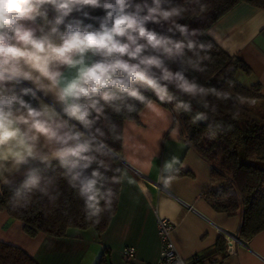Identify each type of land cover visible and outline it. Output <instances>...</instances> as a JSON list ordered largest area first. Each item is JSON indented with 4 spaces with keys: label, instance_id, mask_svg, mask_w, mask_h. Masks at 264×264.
I'll return each instance as SVG.
<instances>
[{
    "label": "clouds",
    "instance_id": "9594fccd",
    "mask_svg": "<svg viewBox=\"0 0 264 264\" xmlns=\"http://www.w3.org/2000/svg\"><path fill=\"white\" fill-rule=\"evenodd\" d=\"M197 9L205 11L202 0H0V182L9 184V175L28 166L16 195L30 192L56 161L70 175V186L78 184L86 207L99 212L104 162L97 154L104 155L106 144L100 139L104 131L94 125L109 119L106 106L117 114L137 112L144 122L149 114H163L159 104L176 99L169 85L191 98L229 97L168 63L187 62L203 71L199 61L210 58L199 52L210 51L211 42L187 39L189 26L179 22ZM96 10L103 14L93 15ZM191 35L205 33L192 29ZM207 35L218 42L213 32ZM25 82L31 86H22ZM203 106L208 107L206 100ZM174 107L189 111L190 101ZM202 118L197 113L195 119ZM93 163L98 167L87 174ZM171 179L160 180L168 184Z\"/></svg>",
    "mask_w": 264,
    "mask_h": 264
},
{
    "label": "crops",
    "instance_id": "0c3cea01",
    "mask_svg": "<svg viewBox=\"0 0 264 264\" xmlns=\"http://www.w3.org/2000/svg\"><path fill=\"white\" fill-rule=\"evenodd\" d=\"M209 31L224 50L250 68V73L238 71L237 78L247 86L260 84L264 101V8L241 2ZM24 85L31 86L28 82ZM159 106L163 114L158 117L149 114L142 122L139 115L138 120L123 123V146L117 153L123 166L118 206L102 233L94 228H73L65 237L46 233L31 237L22 221L0 210V241L23 248L39 264H97L102 255L107 264H122L125 246L136 248L135 264H156L161 249L158 218L163 217L174 223L172 239L187 262L198 254L202 264H264V230L244 240L235 253H226L224 233L239 232L241 212L229 214L212 207L204 196L213 185L210 163L182 140L183 126L174 112ZM173 158L177 162L165 169V163ZM27 167L21 174L9 175L10 183L0 182V188L15 184ZM174 170L180 173L168 175ZM169 177L168 184L160 180ZM221 238L226 248L217 252Z\"/></svg>",
    "mask_w": 264,
    "mask_h": 264
},
{
    "label": "trees",
    "instance_id": "16d2710c",
    "mask_svg": "<svg viewBox=\"0 0 264 264\" xmlns=\"http://www.w3.org/2000/svg\"><path fill=\"white\" fill-rule=\"evenodd\" d=\"M241 2L264 8V0H202L206 5L204 12L197 9L189 14L187 20L179 21L189 26L187 39L211 42L213 46L207 53L199 52L200 57L206 54L210 57L199 61V67L203 71H197L187 62L183 66L178 61L168 62L173 70L183 67L189 79L195 78L198 84L214 88L221 94L228 93L229 97H217L209 93L203 100L199 96L191 98L179 92L174 85H169V91L176 99L163 105L170 108L176 120L182 124V140L211 165L213 185L204 191V196L217 211L229 214L241 212L239 235L248 241L264 230L263 95L260 84L247 86L237 78L238 71L250 73V68L207 35L209 28L216 21ZM102 14L101 10L93 13ZM149 27L161 30L154 24ZM192 29H200L205 35L192 36ZM175 38L180 39V34L176 33ZM188 56L192 57L194 62L197 61V57L192 53H188ZM142 91L147 97L156 100L151 91ZM181 100L190 101L189 111L175 109V103ZM204 100L208 102V107L203 106ZM252 106L255 114L251 112ZM138 108L142 109L143 106L138 105ZM106 113L109 119L94 125V128L101 127L104 131L105 137L100 139L106 144L104 155L97 154V159L104 162V167L99 168L104 179L97 185L103 197L99 200V212L92 214L94 210L86 207L84 197L79 194L78 184L75 188L70 186V175H64L66 169L61 168L56 161L52 162L51 168L40 173L43 178L37 189L30 192L21 190V195L17 196L16 190L24 176L15 184L1 186L0 210L6 211L12 219L22 221L24 231L29 236L46 233L54 237H65L73 228H94L98 233H102L108 227L117 211L123 171V166L111 151L118 153L122 149L124 121L138 120L139 115L137 112L129 113L126 110L117 114L107 106ZM197 113H203V118L195 119ZM112 124L116 125L114 130ZM117 136L121 139H116ZM40 167L43 168L42 165ZM97 167L98 164L93 163L86 173L90 174L92 169ZM178 173L179 170H174L168 175ZM225 248L226 241L221 238L216 251H225ZM0 264L39 263L23 248L0 241ZM97 264H107L104 255L99 258Z\"/></svg>",
    "mask_w": 264,
    "mask_h": 264
},
{
    "label": "built area",
    "instance_id": "2783aa9c",
    "mask_svg": "<svg viewBox=\"0 0 264 264\" xmlns=\"http://www.w3.org/2000/svg\"><path fill=\"white\" fill-rule=\"evenodd\" d=\"M81 130V129H80ZM112 154L118 157V154L111 151ZM175 228L174 223L163 217L158 218V235L161 243L160 256L156 264H202L200 255H195L191 261L187 262L177 251L175 243L172 239V233ZM228 246L226 249L227 254L236 252L240 245L244 244V239L237 234L224 233ZM123 262L122 264H135L136 248L134 246H125L122 251Z\"/></svg>",
    "mask_w": 264,
    "mask_h": 264
},
{
    "label": "rangeland",
    "instance_id": "374dc122",
    "mask_svg": "<svg viewBox=\"0 0 264 264\" xmlns=\"http://www.w3.org/2000/svg\"><path fill=\"white\" fill-rule=\"evenodd\" d=\"M251 112H252L253 114H255V113H254V109H253V106H252V110H251Z\"/></svg>",
    "mask_w": 264,
    "mask_h": 264
}]
</instances>
